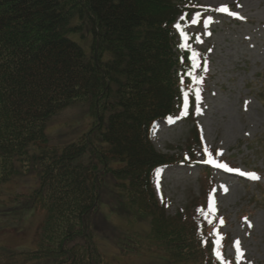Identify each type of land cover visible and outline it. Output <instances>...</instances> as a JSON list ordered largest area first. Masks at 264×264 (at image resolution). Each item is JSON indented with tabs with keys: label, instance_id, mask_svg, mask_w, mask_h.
Here are the masks:
<instances>
[{
	"label": "trees",
	"instance_id": "trees-1",
	"mask_svg": "<svg viewBox=\"0 0 264 264\" xmlns=\"http://www.w3.org/2000/svg\"><path fill=\"white\" fill-rule=\"evenodd\" d=\"M194 1L0 0V196L34 180L13 202L42 216L35 249L0 252V264H236L215 257L221 223L209 217L207 172L199 196L175 216L153 185L159 168L191 164L158 152L150 131L179 112L193 116L197 68L174 24L204 19ZM75 105L91 128L51 145L50 120ZM105 207L120 220L109 223L112 258L100 251L96 223Z\"/></svg>",
	"mask_w": 264,
	"mask_h": 264
},
{
	"label": "rangeland",
	"instance_id": "rangeland-1",
	"mask_svg": "<svg viewBox=\"0 0 264 264\" xmlns=\"http://www.w3.org/2000/svg\"><path fill=\"white\" fill-rule=\"evenodd\" d=\"M194 2L207 9L204 19L182 16L175 24L184 34L182 38L176 27L178 41L189 50L188 57L197 68L193 76L198 87L193 116L179 112L173 119L154 123L150 131L158 152L189 157L191 164L160 168L153 180L155 193L168 215L175 216L199 196L202 173L207 172V184L212 181L214 186L210 197L214 211L209 217L212 222L221 223L213 242L217 249H224L222 259L236 264H264V0ZM221 6L237 15L217 11ZM200 64L202 67L198 68ZM90 128L85 109L75 105L50 120L47 135L51 145L61 148ZM194 128L198 142L193 139ZM205 149L226 168L206 163L209 157ZM249 173L258 179L245 175ZM36 187L34 180H19L7 186L0 196V252L35 249L42 216L24 203L13 202V197ZM107 202L104 200L105 205ZM207 207L209 210V201ZM119 221L107 207L97 217L100 251L108 258L114 256L115 250L107 237L117 233L109 223L117 225ZM127 264L160 262L151 257Z\"/></svg>",
	"mask_w": 264,
	"mask_h": 264
},
{
	"label": "snow or ice",
	"instance_id": "snow-or-ice-1",
	"mask_svg": "<svg viewBox=\"0 0 264 264\" xmlns=\"http://www.w3.org/2000/svg\"><path fill=\"white\" fill-rule=\"evenodd\" d=\"M217 11H220V12H225L229 15H237L235 13H232L228 10V8L226 6H221L220 8L216 9ZM196 22V18L194 17L193 18V23ZM178 31H181V34H182V38L184 37V34L180 28V25H176ZM193 60H195V56H193ZM205 153L206 155H208V159L205 161L206 163H209V164H212L213 166H216V167H225L226 168V165H221V164H217L212 158H211V154L207 152V149H205ZM230 170V169H229ZM245 175H248L250 178L252 179H258V177L254 174V173H249V174H245ZM201 214H204L205 215V219H208V216L207 214L204 213V210L203 209H200L198 210ZM209 211L212 212L214 211V208L212 207V201H211V198L209 200ZM209 223H211V221L209 220ZM237 252L239 254V247H238V242H237ZM217 255L219 256V253H217Z\"/></svg>",
	"mask_w": 264,
	"mask_h": 264
}]
</instances>
